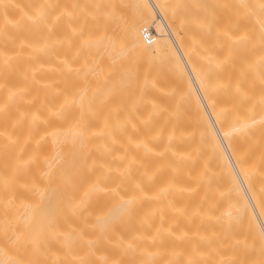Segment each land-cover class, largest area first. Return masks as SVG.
Returning a JSON list of instances; mask_svg holds the SVG:
<instances>
[{
    "label": "bare ground",
    "instance_id": "1",
    "mask_svg": "<svg viewBox=\"0 0 264 264\" xmlns=\"http://www.w3.org/2000/svg\"><path fill=\"white\" fill-rule=\"evenodd\" d=\"M0 264H264V0H0Z\"/></svg>",
    "mask_w": 264,
    "mask_h": 264
},
{
    "label": "built area",
    "instance_id": "2",
    "mask_svg": "<svg viewBox=\"0 0 264 264\" xmlns=\"http://www.w3.org/2000/svg\"><path fill=\"white\" fill-rule=\"evenodd\" d=\"M142 36H143V40L145 41V43L147 45H150L152 43L155 42L156 37L155 34L153 32V30L149 29V28H144L142 31Z\"/></svg>",
    "mask_w": 264,
    "mask_h": 264
}]
</instances>
